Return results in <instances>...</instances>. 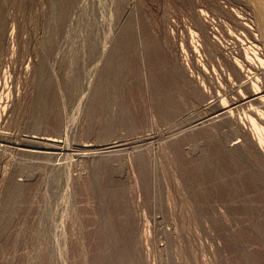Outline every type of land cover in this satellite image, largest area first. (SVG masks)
<instances>
[{"label": "rangeland", "instance_id": "1", "mask_svg": "<svg viewBox=\"0 0 264 264\" xmlns=\"http://www.w3.org/2000/svg\"><path fill=\"white\" fill-rule=\"evenodd\" d=\"M237 4L0 0V264H264V172L189 131L177 71L190 8L231 31L216 8L248 17L264 67V0ZM30 135L66 147L23 154Z\"/></svg>", "mask_w": 264, "mask_h": 264}, {"label": "bare ground", "instance_id": "2", "mask_svg": "<svg viewBox=\"0 0 264 264\" xmlns=\"http://www.w3.org/2000/svg\"><path fill=\"white\" fill-rule=\"evenodd\" d=\"M242 2L243 0H232L233 4H241ZM206 5L208 6V3ZM212 5L217 7L214 4ZM210 6L211 4L209 8ZM214 7L213 11L215 9ZM190 9L191 10L188 9L187 14L192 18L189 19L193 22V24L190 25H193V30L195 29L196 31L195 34H193V31H190V29H188L190 32L187 31L189 35L186 40L189 41L187 43L188 48H186L189 49V54L187 53V56L189 55L190 68L187 66L188 63H184L186 58L183 52L185 53V51H181L182 53L177 51L176 54L179 64L177 71L182 76L180 77L185 84V86L183 85L186 91V96L184 97L187 103H185L188 105V109L197 113L199 112L202 115L192 122L189 131H207L212 135L224 136L226 139L223 137L221 141L219 136H215L220 143L223 141V144L221 143L223 151L228 152V154L230 153V155L234 156L235 160H241L240 162L245 166L246 171L253 176L251 179L258 178L259 180V167L260 171L264 172V140L259 137V131L262 130L260 129L259 123L264 127V113L261 112V110L264 109V67L263 62L259 60L258 53L259 31L257 32L258 35H255V31L258 29L253 31L252 28L254 27L251 26V28V24H248L249 18L247 16L248 19L245 18L236 10L229 7L227 9L216 8L217 11H215L216 13L222 14V16H227V18L231 20L233 24L230 21L228 22L234 25L232 31L222 24L224 21L222 23H217L209 17L210 15L207 16L208 13L205 14L204 11L198 8ZM213 13L211 15H215ZM218 13L217 16L215 15V18L219 16ZM241 13H246L245 9L244 12L242 11ZM262 14L263 15L259 16V18L262 17L261 20L264 21V13L262 12ZM263 25L264 23L261 28H264ZM243 34L250 36L252 41L250 39V42L245 41L246 39L242 40ZM194 36L196 38H194ZM222 37L227 39L229 42L228 45V42H225V45H223L224 42L223 44L220 42ZM194 39L196 40L194 41ZM183 57L185 59H183ZM259 76L263 78V83L261 84H259ZM203 82L204 84L205 82L208 84L209 91H206V88L204 89ZM225 90L227 91L226 94H228L227 99L223 98V96L226 95L224 93ZM186 131L187 130H185V132ZM6 133H0V138L2 140L10 138L8 137L9 134ZM25 137V142L35 146L28 147L38 150H20L21 153L26 155H33L36 157L47 156L50 155V151H63V148L66 147L59 138L53 136L30 135ZM141 139L151 140L152 137L150 135H143ZM122 146L124 145L121 144V141L119 144L118 142H110L100 147L98 145V151L101 155H104ZM82 147L84 150L92 148L90 145H83ZM95 156H98V153ZM83 158L86 160L84 155Z\"/></svg>", "mask_w": 264, "mask_h": 264}]
</instances>
